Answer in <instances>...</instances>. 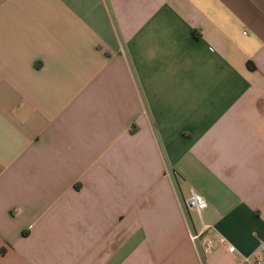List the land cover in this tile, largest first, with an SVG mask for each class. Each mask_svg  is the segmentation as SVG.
I'll return each mask as SVG.
<instances>
[{
	"label": "crops",
	"instance_id": "obj_1",
	"mask_svg": "<svg viewBox=\"0 0 264 264\" xmlns=\"http://www.w3.org/2000/svg\"><path fill=\"white\" fill-rule=\"evenodd\" d=\"M262 256L264 0H0V264Z\"/></svg>",
	"mask_w": 264,
	"mask_h": 264
},
{
	"label": "built area",
	"instance_id": "obj_2",
	"mask_svg": "<svg viewBox=\"0 0 264 264\" xmlns=\"http://www.w3.org/2000/svg\"><path fill=\"white\" fill-rule=\"evenodd\" d=\"M186 207L189 211L197 212L198 214L201 215L208 208V203L204 197L196 193H193L191 197L186 201ZM206 229H208V227L204 226V231H206ZM199 237L200 235H192V240L197 241ZM208 251L209 252L211 251L210 246L208 247ZM229 252L234 253L235 248L230 247ZM253 264H264V256L256 259Z\"/></svg>",
	"mask_w": 264,
	"mask_h": 264
}]
</instances>
